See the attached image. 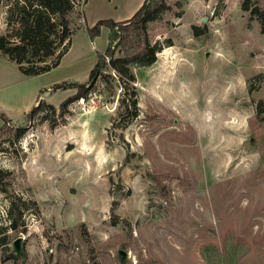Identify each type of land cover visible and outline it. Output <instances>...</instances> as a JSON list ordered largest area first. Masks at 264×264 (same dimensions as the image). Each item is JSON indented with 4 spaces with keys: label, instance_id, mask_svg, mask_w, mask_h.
Wrapping results in <instances>:
<instances>
[{
    "label": "rangeland",
    "instance_id": "374dc122",
    "mask_svg": "<svg viewBox=\"0 0 264 264\" xmlns=\"http://www.w3.org/2000/svg\"><path fill=\"white\" fill-rule=\"evenodd\" d=\"M143 1L74 0L45 73L0 53V264H264V34L241 0H164L147 23L155 62L129 66V82L104 71L59 109L76 89L52 87L86 83L116 45L107 27L87 29ZM13 4L0 0V35Z\"/></svg>",
    "mask_w": 264,
    "mask_h": 264
},
{
    "label": "trees",
    "instance_id": "16d2710c",
    "mask_svg": "<svg viewBox=\"0 0 264 264\" xmlns=\"http://www.w3.org/2000/svg\"><path fill=\"white\" fill-rule=\"evenodd\" d=\"M1 1H14V4L9 8L6 17L9 31L0 35V53L15 62L19 71L28 76L39 75L55 67L63 54L59 52V49L66 41L69 42L72 33L68 16L73 11L74 0ZM165 8L164 0H144L130 19L122 22L99 20L92 28H88L89 36L95 37L99 34L101 27H107L110 31L109 42L116 41V45L114 48L111 45L106 47L105 53L99 57L91 69L86 83H62L52 87V89H76V93L64 100L59 105V109L63 110L69 103L78 99H85L104 71L110 70L120 79H126L129 82L134 80L129 66L145 67L153 64L161 46L157 42L151 43L148 39L147 23L155 20ZM240 9L249 15V19L255 18L258 21L260 33L264 34V0H241ZM194 34L198 35L196 32ZM115 49L118 53L117 57L114 56ZM54 56L56 59L49 63ZM103 75L104 78L110 77L109 74ZM127 101L130 103H126ZM44 103L38 100L26 117L35 116L44 107ZM120 103L123 111H127L130 105L135 109L137 105L135 98L131 100L124 98L120 100ZM49 108L54 110L53 106ZM263 111L262 102H259L257 112L260 114ZM0 118L3 122L0 133L8 132L5 129L7 118L3 114ZM22 133V128L14 130L16 138H20ZM9 175V172L0 170V184L2 183L0 192L5 194L9 193L8 180H6ZM14 213V203L9 201L7 218L11 230L16 229V222L21 217V212Z\"/></svg>",
    "mask_w": 264,
    "mask_h": 264
},
{
    "label": "water",
    "instance_id": "95a60500",
    "mask_svg": "<svg viewBox=\"0 0 264 264\" xmlns=\"http://www.w3.org/2000/svg\"><path fill=\"white\" fill-rule=\"evenodd\" d=\"M19 242H20L19 239H16V240L14 241L13 246H14L15 250H18V249H19Z\"/></svg>",
    "mask_w": 264,
    "mask_h": 264
},
{
    "label": "crops",
    "instance_id": "0c3cea01",
    "mask_svg": "<svg viewBox=\"0 0 264 264\" xmlns=\"http://www.w3.org/2000/svg\"><path fill=\"white\" fill-rule=\"evenodd\" d=\"M142 2L139 3V5L131 12V15L137 11V9L141 6ZM129 18V16L127 17Z\"/></svg>",
    "mask_w": 264,
    "mask_h": 264
}]
</instances>
